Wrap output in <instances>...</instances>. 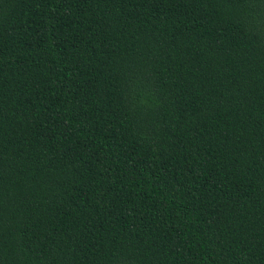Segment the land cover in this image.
I'll list each match as a JSON object with an SVG mask.
<instances>
[{
	"label": "trees",
	"instance_id": "16d2710c",
	"mask_svg": "<svg viewBox=\"0 0 264 264\" xmlns=\"http://www.w3.org/2000/svg\"><path fill=\"white\" fill-rule=\"evenodd\" d=\"M0 264H264V0H0Z\"/></svg>",
	"mask_w": 264,
	"mask_h": 264
}]
</instances>
